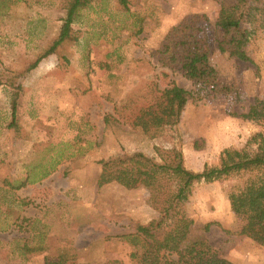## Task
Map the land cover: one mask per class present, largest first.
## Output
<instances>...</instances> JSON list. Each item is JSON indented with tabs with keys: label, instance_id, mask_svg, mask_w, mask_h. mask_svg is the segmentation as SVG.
Wrapping results in <instances>:
<instances>
[{
	"label": "rangeland",
	"instance_id": "374dc122",
	"mask_svg": "<svg viewBox=\"0 0 264 264\" xmlns=\"http://www.w3.org/2000/svg\"><path fill=\"white\" fill-rule=\"evenodd\" d=\"M66 1L0 0V264H135L139 248L128 236L154 225L159 210L145 188L99 187L100 162L141 153L160 163V152L176 149L185 168L200 172L256 133L264 139V119L243 118L264 102V0L244 25L248 61L219 53L214 41L218 12L234 0H94L75 18L76 42L21 75L57 37ZM191 14L206 18L210 63L231 92L195 85L154 55ZM172 86L192 95L178 124L154 137L134 126ZM242 179L194 184L184 214L191 236L219 257L264 264V248L240 233L226 196Z\"/></svg>",
	"mask_w": 264,
	"mask_h": 264
},
{
	"label": "trees",
	"instance_id": "16d2710c",
	"mask_svg": "<svg viewBox=\"0 0 264 264\" xmlns=\"http://www.w3.org/2000/svg\"><path fill=\"white\" fill-rule=\"evenodd\" d=\"M93 1H66L65 16L57 37L21 75L36 68L64 42H76L72 25L77 14L89 9ZM257 1L234 0L232 5L220 8L214 21V41L219 53L241 61L249 60L244 48L251 33L244 25L253 21ZM120 2L125 5V0ZM207 28L208 22L203 15L184 16L166 32L154 55L170 60L182 76L195 85L217 93L231 92V87L220 82L210 63ZM191 96L178 86L160 91L152 104L140 109L134 126H140L152 137L167 127H175ZM16 98L17 94H14L12 120ZM243 118L264 119V102L251 106ZM160 161L134 153L100 162L99 187L116 183L126 189L145 188L159 210L160 218L154 225L138 226L136 232L128 236L140 249L131 254L135 264H234L219 257L204 238L191 236L193 221L186 217L183 209L194 184L222 182L233 177L243 178L225 190L232 212L242 222L240 233L264 248V139L261 133L253 135L240 150L222 151L217 165L204 166L200 172L185 168L182 154L176 149L160 152ZM209 226L205 225L203 230L207 232Z\"/></svg>",
	"mask_w": 264,
	"mask_h": 264
}]
</instances>
